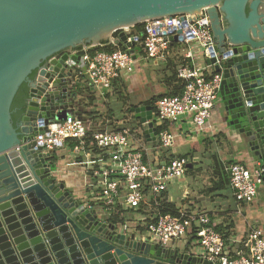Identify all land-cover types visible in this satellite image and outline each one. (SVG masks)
I'll return each mask as SVG.
<instances>
[{
  "label": "water",
  "instance_id": "obj_1",
  "mask_svg": "<svg viewBox=\"0 0 264 264\" xmlns=\"http://www.w3.org/2000/svg\"><path fill=\"white\" fill-rule=\"evenodd\" d=\"M202 8L215 40L203 56L221 76L222 119L264 169V0H0V264H210L104 221L53 176V151L33 141L38 124L60 118L77 94L68 60L78 56L68 51L113 42L133 53L138 47L123 27ZM23 82L27 98L13 122ZM129 110L155 141L152 106Z\"/></svg>",
  "mask_w": 264,
  "mask_h": 264
},
{
  "label": "built area",
  "instance_id": "obj_2",
  "mask_svg": "<svg viewBox=\"0 0 264 264\" xmlns=\"http://www.w3.org/2000/svg\"><path fill=\"white\" fill-rule=\"evenodd\" d=\"M136 25H140L141 30ZM136 25L126 29L128 38H132L134 46L141 48L145 59L156 64L168 59L173 41L183 45V60L176 68L178 78L183 80L182 90L176 95L158 97L153 113L158 146L171 149L176 143V135L167 125L188 115L194 134H199L218 99L221 76L214 72L206 74L203 68L195 64V48L203 54L215 45L211 21L207 8H202L199 12L155 17ZM112 43L68 51V55L78 56L75 61L68 60L73 67L75 82L86 78L93 88L105 89L109 93L116 81L134 71L135 53L130 52V47L111 51L95 49ZM60 56L61 53H58L49 57L42 68L48 69L51 61ZM38 128L41 130L34 134L33 141L42 152L56 151L66 141L72 140V151L85 157L83 187L89 191L91 198H82V201L86 207L96 210L99 217L117 211L138 212L143 205L152 208L153 215L150 217L116 223L121 232L135 234V239L139 241L162 247H170L171 242L187 236L184 239L187 247L198 246L202 249L200 254L190 249L191 255L201 256L210 264H264L263 227L251 228L241 241V247L233 250L224 233L216 229L208 212L181 205L176 207L174 215L161 213L163 192L171 184L181 185L186 180L190 165L188 157L164 159L157 151L153 153L138 147V135L134 133L136 130L129 126L112 131H94L90 135L92 143L87 150L86 125L73 112L38 124ZM139 133L143 134V130ZM91 150L96 151L94 156ZM224 169L234 199L240 203L252 202L259 186L264 183L263 167L258 162L253 166L233 162Z\"/></svg>",
  "mask_w": 264,
  "mask_h": 264
},
{
  "label": "crops",
  "instance_id": "obj_3",
  "mask_svg": "<svg viewBox=\"0 0 264 264\" xmlns=\"http://www.w3.org/2000/svg\"><path fill=\"white\" fill-rule=\"evenodd\" d=\"M135 47L138 46L135 45ZM198 50L195 48V64L203 68L206 74L213 73L212 67L206 64L202 52ZM134 53V71L124 76L122 80L116 81L112 90L118 98L122 97L121 116H115L106 97L103 98L105 103L100 109L103 110L102 114L98 111L95 103V88L85 78L76 83L74 89L77 92L76 96L69 98L70 102L57 117L61 118L70 112L76 115L80 114L86 125L88 138L94 131L100 129L119 130L128 127L123 124L124 121L129 122V127L136 130L134 133L138 135L136 138L138 147L148 149L153 153L157 151L159 156L164 159L186 156L190 162H192L191 159L195 160V169H197L195 172V198L186 201L188 195L193 197L187 177L184 182L180 183L181 185L171 184L168 190L163 192L162 197L164 201L174 204L175 207L189 205L197 211L208 212L215 225L224 229L222 232L227 242L232 244V249H239L242 245L241 241L251 228L256 226L264 228V183L259 186L257 196L252 202L240 203L234 199L229 182L228 184L220 183L219 176L213 172V168L216 164L225 167L226 162L230 160L244 163L247 166H253L257 161L253 159L245 143L237 141V135L230 134L229 129L225 126L219 97L211 110L210 118L199 134H194V127L188 115H184L177 122L168 124L169 129L176 135V143L173 148L164 149L166 154L160 152L155 146L157 140L148 141L143 134L139 133L144 127L139 120L134 118L129 107L146 104L149 99L165 95L174 88V80L170 76H173L177 65L183 60V45L173 41L170 45L168 59L158 64L150 59H145L141 48L135 50ZM91 97L94 98L92 102H90ZM104 115L106 117L101 119ZM73 146L74 142L68 140L61 149L53 151L52 155L56 158L53 176L58 181H62L79 198L90 199L89 191L83 187V175L86 171L83 163L85 157L73 152ZM184 147L191 149L188 148L189 150L184 151ZM194 147L195 154L192 152ZM86 149L88 150L89 147ZM91 154L94 156L96 151L91 150ZM202 167L210 168V173H212L213 184L210 189L206 190L207 192L202 191V185L197 179L199 173L202 172L200 170ZM174 190L179 193L173 194ZM152 215V208L149 205H143L138 212H125L123 216H126L125 220H133L135 218L144 219ZM109 216L110 214H105L102 218L109 222ZM177 243V241L171 242L170 247L177 248ZM185 247H187L186 244ZM187 248L189 249L186 252L189 253L191 250L196 254L202 252L198 246Z\"/></svg>",
  "mask_w": 264,
  "mask_h": 264
},
{
  "label": "trees",
  "instance_id": "obj_4",
  "mask_svg": "<svg viewBox=\"0 0 264 264\" xmlns=\"http://www.w3.org/2000/svg\"><path fill=\"white\" fill-rule=\"evenodd\" d=\"M137 29L141 30V27L140 25H136ZM106 43V42H105ZM119 48V46H117V44L115 43H112V44H107V45H104L102 47H99L97 46L95 49H102V50H107V51H111V50H114V49H117ZM34 73L35 72H32L30 74V77H33L34 76ZM171 78H173L172 80H174V88L168 92L167 94L165 95H176V94H179L182 90V86H183V80L178 78L177 74H176V69L174 70V73H173V76L171 75L170 76ZM27 93H28V85L26 82H23L13 100H12V103H11V107H10V111H11V118L13 120V122H16L18 120V118L22 115V112L24 110V104H25V101H26V98H27ZM165 95H162V96H165ZM162 96H159V97H162ZM158 97H153L151 99H149L147 101L146 104H149L152 106V109L153 111H155V100L157 99ZM93 97L90 98V102L93 101ZM92 143L91 139L90 138H87L85 140V144H86V148ZM56 160L55 156L52 155L51 157V161L54 163ZM234 161L233 160H230V161H227L226 163L227 164H230V163H233ZM223 165L221 164H216L215 167L213 168V172L219 176V182L220 183H227L228 184V176H227V173L225 172V169L224 167H222ZM160 211L162 214H166V213H169V214H175L176 212V207L174 204L170 203V202H166V201H163L162 204H161V208H160ZM124 212L123 211H117L113 214H110V216L108 217V221L111 222V223H118V222H121V221H124ZM216 229L219 230V231H223L224 229H222L221 227L219 226H216Z\"/></svg>",
  "mask_w": 264,
  "mask_h": 264
},
{
  "label": "rangeland",
  "instance_id": "obj_5",
  "mask_svg": "<svg viewBox=\"0 0 264 264\" xmlns=\"http://www.w3.org/2000/svg\"><path fill=\"white\" fill-rule=\"evenodd\" d=\"M198 51H201V50H198ZM95 91H96V93H95V96H96L95 103L97 105L98 111L101 114H102L103 110L101 111L100 109L103 108L104 103H105L104 99L106 97L107 98V101H109V104H110V106L112 107V109H113V111L115 113V116L116 117L121 116V114H122L121 110H122V107H123L122 97L121 98H118L115 94H113L114 93L113 91H110L108 93V92H106L105 89L100 90V89H97L96 88ZM77 116L80 117L81 119H83V117L80 114L77 115ZM104 117H106V115H104L103 117H101V119L104 118ZM123 124L129 126L130 123L124 121ZM155 146L163 154H166L167 153L164 149H162V148H160L158 146V142H157V145H155ZM188 148L189 147H184L183 150L186 151V150L191 149V148H189V149ZM193 149L194 150H192V152L195 154V147ZM191 161L192 162H190V165L188 166V170H187L186 177H187V181H188V186L190 187V191H192L191 193H193L192 194L193 197H191L190 195H188L186 201L192 200L193 198H195V172H197V169H195V160L193 161L191 159ZM200 170H202V172L199 173V176H198L197 179H198L199 183L202 185V187H201L202 188V191L203 192H207L206 190L210 189L211 188V185L213 184L212 183V173H210V171H211L210 168H207V167H205V168L202 167V169H200ZM178 193L179 192H177L176 190L173 191V194H178ZM125 219H126V216H124V220ZM186 238H187V236H183L182 240L181 239H178L177 240V242H178L177 243V248H179V250H181V251L187 249V247H185L186 242L184 241V239H186Z\"/></svg>",
  "mask_w": 264,
  "mask_h": 264
},
{
  "label": "bare ground",
  "instance_id": "obj_6",
  "mask_svg": "<svg viewBox=\"0 0 264 264\" xmlns=\"http://www.w3.org/2000/svg\"><path fill=\"white\" fill-rule=\"evenodd\" d=\"M128 27L126 26V27H123V29H127Z\"/></svg>",
  "mask_w": 264,
  "mask_h": 264
},
{
  "label": "flooded vegetation",
  "instance_id": "obj_7",
  "mask_svg": "<svg viewBox=\"0 0 264 264\" xmlns=\"http://www.w3.org/2000/svg\"><path fill=\"white\" fill-rule=\"evenodd\" d=\"M45 62V61H44Z\"/></svg>",
  "mask_w": 264,
  "mask_h": 264
}]
</instances>
